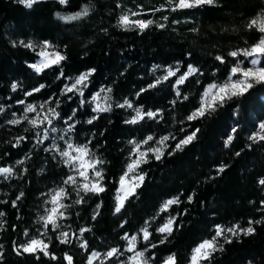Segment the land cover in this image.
<instances>
[{
  "label": "trees",
  "instance_id": "16d2710c",
  "mask_svg": "<svg viewBox=\"0 0 264 264\" xmlns=\"http://www.w3.org/2000/svg\"><path fill=\"white\" fill-rule=\"evenodd\" d=\"M84 4L90 6L87 17L65 22L56 16L57 12L70 15L80 11ZM161 5L165 10L150 11ZM141 9L144 14L133 19H152L166 26L161 29L154 24L140 32L125 30L118 25L120 15ZM262 10L264 0H217L214 6L176 11L170 10L166 0H69L67 5L59 4L58 0H39L31 8L18 0H0V104L6 108L0 114V167L12 166L16 171L15 176L0 180V201H7L0 203V211L5 213L0 219L6 221L5 230L0 231V244H3L5 254L0 264H66L65 253L74 257V264H87L89 252L79 247L80 241L73 239L70 245L61 244L57 239L59 231L78 233L80 228H90L91 231L84 234L90 251L105 252L110 247L123 250L126 241L121 237L125 233L137 234L145 221H151L150 242L157 244L155 249L146 253L149 258L154 256L151 264H163L164 259L173 253L177 264H188L192 250L215 235L216 225L228 227L239 223L247 227L248 220L264 218V212L258 210L264 200V185L259 184L264 178V141L249 139L258 123L264 120V84L255 85L244 97L227 101L210 117L192 122L186 120L198 106L205 86L224 81L230 68L238 62L228 56V52L248 47L258 40L260 34L247 30L245 25ZM164 16L168 17L166 21L162 20ZM21 40L34 43L48 40L55 45L67 56L61 65L66 76L75 77L95 68L85 90V99L89 100L100 87L110 86L113 89L110 94L112 110L100 113L92 124L86 123L97 115L90 104L80 107V97L73 96L69 100L59 95L64 81L56 78L58 68L37 74L28 67L37 55L20 46ZM217 55L224 56L226 63L217 61ZM238 60L245 59L240 57ZM188 64L203 73L190 77L181 86L180 91L188 96V100H180L175 105L170 103L176 99L175 77L136 97L141 88L163 76L168 66L179 67L183 73ZM13 83L19 84L15 92L11 89ZM42 83L48 87L31 97L25 96V92ZM54 93L60 100L57 111L61 116L60 120L54 121V126L60 132L65 126L63 121L78 109L75 119L79 123L71 134L72 141L84 144L91 140L92 152L105 161L102 165L105 191L85 195L86 202L79 205L74 203L78 198L76 193L71 192V198L64 201L72 205L67 213L69 218L61 221V229L55 232L50 229L47 237H40L46 242L51 239L50 251L59 258L57 260L42 254L40 259L29 254L17 255L13 242L19 245L31 237L40 236L43 228L38 219L45 214V207H49L44 203L48 197L41 194L63 186L62 181L69 169L57 155L53 159L54 153L43 150L53 143V139L46 141L44 146L33 147L36 130L26 121L15 126L5 123L14 118L13 112L17 116L23 114L24 106L17 104V100L39 105ZM125 98L145 110L162 109L164 119L125 123L132 117V110L115 106ZM233 127L238 131L232 144L226 147L225 142ZM26 128L29 130L25 131ZM181 128L186 131L181 132ZM195 128L200 129L197 139L183 151L168 155L177 140ZM169 133L177 140L168 142L171 147L161 160L150 156L149 162L141 165L139 171L146 173L142 186L125 202L121 212L115 213L118 181L132 149L128 142L133 139L141 141L148 135L159 139ZM17 136L28 137V140L20 147H13L9 141L14 142L13 138ZM28 154L30 158L26 159ZM19 160H24V164L18 165ZM221 164L229 167L218 175L216 169ZM25 168L27 172L23 171ZM66 187L71 191L70 186ZM21 191L24 197L17 201L18 207L13 208L11 202ZM193 193L194 198L189 203L188 196ZM177 196L181 203L173 205L168 212L159 211L166 200ZM97 205H100L99 215L93 219ZM169 216L176 217L178 227L161 244L159 241L163 235L155 229ZM255 227L254 235L233 238L230 244L221 239L223 251L216 252L210 264H264V224ZM25 230L29 232L28 237L23 234ZM148 246L140 240L137 250ZM109 264H116V261Z\"/></svg>",
  "mask_w": 264,
  "mask_h": 264
},
{
  "label": "snow or ice",
  "instance_id": "6c2138e0",
  "mask_svg": "<svg viewBox=\"0 0 264 264\" xmlns=\"http://www.w3.org/2000/svg\"><path fill=\"white\" fill-rule=\"evenodd\" d=\"M19 3L24 4L26 7L31 8L34 4L38 3L39 0H18ZM59 4L67 5L69 0H58ZM166 4L170 6L171 11H176L178 9H191L198 8L205 5H216L217 0H166ZM165 10V6L161 5L160 8H153L150 11L160 12ZM90 12L89 4H84L80 11L72 13L70 15H62L60 12L56 13L57 18L65 21H77L84 17H87ZM143 10L132 12L129 10L128 13L120 15L118 19V25L125 30L137 29L143 32L155 24L158 28H164L166 25L164 23H158L152 19H133V17H139L143 15ZM168 17H162V20H167ZM245 27L247 30L257 31L260 35L255 43H252L245 48H237L233 51L228 52V56L232 57L233 60H237L229 70V76L223 83H210L206 86L205 90L201 94V98L198 106L186 117L188 122L202 120L206 117L213 115L219 108H222L227 101H231L236 98L244 97L249 91L257 84H264V10L258 13L256 16L250 18L246 23ZM104 31H107L106 29ZM193 31H198V29H193ZM20 46L29 49L36 53L39 60L34 63H30V67L35 73L42 74L48 69L58 68L57 80H63V86L60 90V96H66L69 100L73 96L80 97L79 105L83 107L85 103L93 105L92 111L96 113V116L88 119L86 123L92 124L95 119L99 118V114L103 112H109L112 110V97L111 93L113 91L110 86H102L100 89L91 95L90 100L85 99V90L89 87L90 78L95 74L96 69L90 68L85 72L80 73L78 76L70 77L66 76L62 63L67 59V56L63 54L55 45L50 41L45 40L40 43H34L32 41L25 42L23 40L19 41ZM13 46H16L13 42ZM191 55V53H189ZM243 57L248 60L251 66H243V61L238 60V58ZM215 59L221 64L226 63L225 57L222 55L215 56ZM159 67V66H157ZM156 68L153 69L155 71ZM180 68L168 66L165 70V74L161 77H157L152 83H149L146 87L141 88L137 93L136 97L139 98L140 95L149 91L150 89L157 88L162 83L169 81L171 78L175 77V83L173 85L175 89L176 99L172 100L170 103L175 105L180 100H188V96L182 94L180 91L181 86H183L190 77L203 75L201 70L192 65H187V70L180 73ZM198 82V81H197ZM48 87L46 84H40L34 87L32 90L25 92L26 97H31L35 93L41 92L43 89ZM19 88L18 83H13L11 89L13 92L17 91ZM11 99V98H9ZM17 104L23 105V114L17 116L15 112L12 113L13 119L5 121L9 125H20L25 121L35 129L34 133V145L44 146L46 141L53 139L48 147H43L45 152H52L59 156L60 161L67 166L69 169V174L62 181L63 186H59L55 189L50 190L48 193H42V196L48 197L45 200V205H51V207H45V214L39 216L38 222L41 223L43 231L40 232V236L31 237L27 239L26 242L20 243L19 245L14 244V250L17 255L29 254L40 259L42 254L45 257H49L52 260L59 259L54 253L50 251L52 241L50 238L45 239L40 237H47L48 231H57L61 229V221L67 220L68 209L72 207L71 204H66L64 201L71 198V192H75L78 197L74 203L79 205L85 203L84 196L91 194H99L105 191L103 181L105 179L102 165L105 163L100 157L96 156L89 145H91V140H88L84 144H76L72 141L71 134L74 133L76 125L79 123L75 119L76 112L78 109H74L72 113L63 121L66 124V128L63 129V135L59 137H52V133H56L58 129L54 126L55 120H60V112L57 109L60 107V100L57 98V94H53L43 103L37 105L32 103H27L25 100H17ZM117 108L131 109L134 115L125 121L127 124H138L145 119L153 121H161L164 119V114L162 109H157L155 111L148 109L145 110L143 106L134 105L133 101L125 98L122 103H116ZM11 108V105H8ZM6 111L5 105L0 104V114ZM29 114H33L31 117ZM183 123V121L181 122ZM259 131L254 133L249 137L253 142L264 141V123L259 124ZM29 129H25L28 131ZM181 132L186 131L184 128L180 129ZM238 131L237 127L232 128V134H230L225 142V146L232 144L235 134ZM200 132L199 128H195L191 132L187 133L182 139L177 140V137L169 133L168 135L160 136L159 139L154 135H148L141 141L130 140L128 143L132 145V149L129 154V163L126 166V170L123 175L119 178V188L115 196V213H120L125 206V202L132 196L136 194V190L142 186L146 173L140 172L139 169L141 165L147 164L149 162V155L159 161L164 155L165 151L171 147L168 143L170 140H177L174 149L168 152V155H174L177 151H183L185 147L192 144ZM65 137H68L65 139ZM14 142L9 141L13 147H20L21 143L28 140V137L17 136L14 137ZM55 139L64 141V147L62 148L59 144L55 143ZM154 142L155 146H152ZM148 146V147H145ZM250 147V145H249ZM237 156L240 155L239 152L236 153ZM30 158V154L25 157ZM24 160L17 161V164H24ZM229 167L226 164H221L216 169L217 174L223 173L226 168ZM27 172V169H23ZM16 175V171L12 166L0 167V177L5 180ZM214 179V177H211ZM260 185H264V178L259 180ZM71 191H69V187ZM83 193L84 195H81ZM195 193L188 196V202L191 203L194 198ZM24 197V192H20L15 200L11 202L13 208H17V201ZM0 203H7V201H0ZM181 203L179 196L173 197L166 200L159 211L161 213L168 212L173 205H178ZM261 207L259 211L264 212V200L260 202ZM99 207L97 205L96 210L93 214V219L99 215ZM5 213L0 211V218L4 217ZM19 218V217H18ZM153 220L155 217L152 218ZM6 221L0 219V231H4V224ZM264 224V218L259 220H248L247 227H242L239 223L225 227L222 225L215 226V235L211 239H205L200 242L193 250L190 257V264H210L214 254L218 251H223V244L220 240L223 239L225 244H230L233 242V238L239 239L241 236H251L255 234L256 225ZM70 227V226H69ZM123 227V224L121 225ZM151 227V221H145L144 226L139 229V232L135 235H129L125 233L121 239L126 241V248L121 250L119 247H110L105 252L90 251L89 243L84 239V234L90 232V228H80L79 232H69V231H59L57 239L59 243L64 245H70L73 239H78L80 241L79 247L85 252H89L87 256V264H109V262L116 261L118 264H151V259L146 256V253L150 249H155L157 247L156 243H151L152 232L149 230ZM178 227L176 223V217L169 216L165 223L155 229L163 235V239L159 243L163 244L167 241L168 237L172 235L175 228ZM39 231V230H38ZM24 236L28 237L29 232L24 231ZM142 240L145 244L149 245L143 250H137L138 242ZM3 244H0V261L4 259ZM125 252L131 253L126 260H121L120 258L124 256ZM63 259L66 264H74V257L65 253ZM163 264H177V259L175 253L170 254L164 259ZM251 264V262H249Z\"/></svg>",
  "mask_w": 264,
  "mask_h": 264
},
{
  "label": "rangeland",
  "instance_id": "374dc122",
  "mask_svg": "<svg viewBox=\"0 0 264 264\" xmlns=\"http://www.w3.org/2000/svg\"><path fill=\"white\" fill-rule=\"evenodd\" d=\"M40 42H42V41H40ZM40 42H37V43H40ZM39 60V57L37 56V59L34 61V62H37ZM33 62V63H34ZM243 66H245V67H249V66H251L250 64H249V62H248V60H244L243 61ZM173 68H175V67H173ZM165 70H166V68H165ZM164 74H165V71H164ZM228 79V77L224 80V81H226ZM224 81H222L221 83H223ZM207 86V85H206ZM206 86H205V88H206ZM205 88H204V90H205ZM203 90V91H204ZM203 93V92H202ZM201 98V97H200ZM91 99V98H90ZM89 99V100H90ZM90 106L91 107H93V105H91L90 104ZM133 115H134V113H133ZM131 118V117H130ZM129 118V119H130ZM260 123H264V120L263 121H261ZM260 123H258V125H257V127H256V129H255V131L254 132H252V134L251 135H253L254 133H256V132H258L260 129H259V124ZM65 126L61 129V131L59 132V130L56 132V133H52V135H53V137H59L60 135H63V129H65L66 128V124H64ZM60 133V134H59ZM250 135V136H251ZM68 137H65V139H67ZM55 141H56V143L57 144H59L62 148L64 147V141H62V140H59V139H55ZM155 146V145H154ZM145 147H148V146H145ZM58 156V155H57ZM151 156V154L149 155V157ZM59 157V156H58ZM152 157V156H151ZM129 163V162H128ZM67 167V166H66ZM125 170H126V167H125ZM124 170V171H125ZM124 173V172H123ZM123 175V174H122ZM0 180H5L3 177H0ZM118 188H119V183H118ZM117 188V189H118ZM116 193H117V191H116ZM116 196V195H115ZM115 205H116V201H115ZM49 207H51V205H49ZM166 222V221H165ZM164 222V223H165ZM159 233V232H158ZM161 234V233H160ZM127 246V245H126ZM126 246H125V248H126ZM124 248V249H125ZM130 255H132L131 253H127V252H125V254H124V256L123 257H121L120 259L121 260H126L127 259V257L128 256H130ZM191 255H192V252H191ZM191 255H190V257H191ZM116 264H118V262H116ZM188 264H190V258H189V262H188Z\"/></svg>",
  "mask_w": 264,
  "mask_h": 264
}]
</instances>
